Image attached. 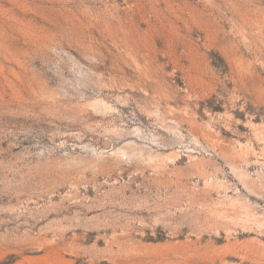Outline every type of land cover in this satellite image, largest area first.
Returning a JSON list of instances; mask_svg holds the SVG:
<instances>
[{
	"label": "rangeland",
	"instance_id": "obj_1",
	"mask_svg": "<svg viewBox=\"0 0 264 264\" xmlns=\"http://www.w3.org/2000/svg\"><path fill=\"white\" fill-rule=\"evenodd\" d=\"M0 264H264V0H0Z\"/></svg>",
	"mask_w": 264,
	"mask_h": 264
},
{
	"label": "water",
	"instance_id": "obj_2",
	"mask_svg": "<svg viewBox=\"0 0 264 264\" xmlns=\"http://www.w3.org/2000/svg\"><path fill=\"white\" fill-rule=\"evenodd\" d=\"M105 145H107V142H105Z\"/></svg>",
	"mask_w": 264,
	"mask_h": 264
}]
</instances>
